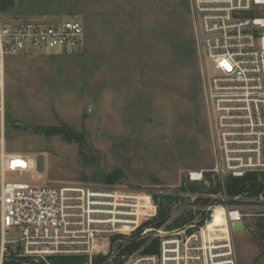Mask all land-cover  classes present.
<instances>
[{
	"label": "rangeland",
	"instance_id": "374dc122",
	"mask_svg": "<svg viewBox=\"0 0 264 264\" xmlns=\"http://www.w3.org/2000/svg\"><path fill=\"white\" fill-rule=\"evenodd\" d=\"M16 2L11 22L76 18L83 23L85 39L73 50L6 57L0 137L4 135L7 153L28 156L36 165L22 176L8 173V180L153 196L174 193L193 173L205 177L211 171L215 151L204 76L214 74V65L198 47L187 58H179L174 49V32L197 46L190 0H72L59 13H54V2L48 14L38 13L44 10L40 0ZM63 123L88 136L87 162L78 143L33 130ZM118 168L125 174L119 184L98 180ZM180 195L172 220L183 211H192L195 218L210 202L224 199L210 194L209 203L202 205L197 197L207 194ZM248 199L258 206L234 208L264 210V199ZM15 231L9 228L6 238L15 239ZM233 241L238 264H250L258 256L260 246L249 228L234 231Z\"/></svg>",
	"mask_w": 264,
	"mask_h": 264
},
{
	"label": "built area",
	"instance_id": "2783aa9c",
	"mask_svg": "<svg viewBox=\"0 0 264 264\" xmlns=\"http://www.w3.org/2000/svg\"><path fill=\"white\" fill-rule=\"evenodd\" d=\"M196 44L214 74L204 76L215 162L211 171L224 189L228 175L264 171V0H190ZM85 39L83 23L0 19V93L6 57L38 50H73ZM0 141V264H52L51 258L104 256L118 264L117 245L139 230L159 239L154 254L131 255L122 264H238L233 223L244 215L224 202L211 204L183 227L143 226L158 205L150 193L85 186L34 185L8 180L35 169V160L7 153ZM193 173L191 180H203ZM262 198V197H261ZM263 199V198H262ZM223 217L212 226L216 214ZM9 228L17 237L7 239ZM16 244L15 248L8 245Z\"/></svg>",
	"mask_w": 264,
	"mask_h": 264
},
{
	"label": "trees",
	"instance_id": "16d2710c",
	"mask_svg": "<svg viewBox=\"0 0 264 264\" xmlns=\"http://www.w3.org/2000/svg\"><path fill=\"white\" fill-rule=\"evenodd\" d=\"M40 7L44 8L43 11L38 13L48 14L46 12L55 2L54 13L66 10L71 6L72 0H40ZM16 0H0V19L3 23L11 22L10 16L16 9ZM22 6V5H21ZM33 7L32 3H29V8ZM59 8V9H57ZM62 8V9H60ZM17 13H22L20 10ZM15 22V21H14ZM175 50L179 58H187L196 52L197 46L191 39L185 40L180 32H174ZM33 130L39 134L45 136H60L67 142H76L79 145V153L84 162L88 161L89 141L88 136L84 131H75L69 125L63 123L53 126H36ZM124 171L121 168L115 169L109 173H103L98 180L102 184L116 185L123 181ZM85 181L87 178H83ZM180 193H204L206 197L198 196L197 200L202 202V205H207L211 198L210 194H225L226 198L224 202L234 207L238 206H253L256 203H252L248 198L259 197L264 199V171L261 172H248L244 176L235 177L228 175L224 180V189L219 178L212 172L208 171L203 176V180L191 181L189 179L183 180L180 187L174 193H162L160 195L154 194L153 198L158 205V214L155 218L144 223L143 226L164 227L165 229H174L183 227L190 223L194 219L192 211H183L178 217L172 220L173 208L180 201L183 200V195ZM215 201L211 204L219 203ZM223 202V201H222ZM259 204V203H258ZM257 205V204H256ZM258 206V205H257ZM244 215V225L249 228L256 241L260 246V252L258 256L250 264H260L264 262V210L256 212H246L240 210ZM117 257L116 262L122 264L131 255H147L157 253L159 250V239L152 238L150 236H143L142 230L137 231L130 237L123 238L117 245ZM87 261L84 257H56L51 258L52 264H83ZM93 264H110L106 257L95 256Z\"/></svg>",
	"mask_w": 264,
	"mask_h": 264
},
{
	"label": "water",
	"instance_id": "95a60500",
	"mask_svg": "<svg viewBox=\"0 0 264 264\" xmlns=\"http://www.w3.org/2000/svg\"><path fill=\"white\" fill-rule=\"evenodd\" d=\"M233 229H234L235 231L242 230V229H243V225H242V223H241L240 221H238V222H234V223H233ZM29 261H30L31 263H34V264H41L40 259L37 258V257H32V258H30Z\"/></svg>",
	"mask_w": 264,
	"mask_h": 264
},
{
	"label": "bare ground",
	"instance_id": "6f19581e",
	"mask_svg": "<svg viewBox=\"0 0 264 264\" xmlns=\"http://www.w3.org/2000/svg\"><path fill=\"white\" fill-rule=\"evenodd\" d=\"M223 220H224L223 217L219 213H217L215 216V220L212 223V226L220 225L223 222Z\"/></svg>",
	"mask_w": 264,
	"mask_h": 264
},
{
	"label": "crops",
	"instance_id": "0c3cea01",
	"mask_svg": "<svg viewBox=\"0 0 264 264\" xmlns=\"http://www.w3.org/2000/svg\"><path fill=\"white\" fill-rule=\"evenodd\" d=\"M0 110H1V107H0ZM1 126H2V122H1ZM0 141H3L4 143H5V141H4V135L3 134H1V137H0ZM243 222H244V220H243ZM245 225H244V227H243V229L242 230H245ZM241 230V231H242Z\"/></svg>",
	"mask_w": 264,
	"mask_h": 264
}]
</instances>
